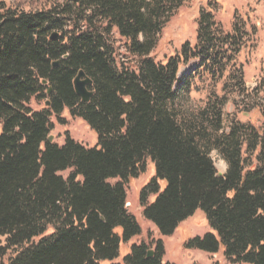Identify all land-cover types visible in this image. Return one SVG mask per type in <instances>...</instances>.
Here are the masks:
<instances>
[{"label":"trees","instance_id":"trees-1","mask_svg":"<svg viewBox=\"0 0 264 264\" xmlns=\"http://www.w3.org/2000/svg\"><path fill=\"white\" fill-rule=\"evenodd\" d=\"M189 1L63 0L29 13L0 5V264H164L161 241L151 256L146 245H132L116 263L122 245L142 233L126 207L125 184L144 175L148 161L155 176L140 202L162 237L202 210L212 232L187 249H223L231 264H264L263 110L256 108L262 127L233 122L225 130V99L197 113L177 107L180 65L196 61L222 78L243 44L242 29L225 34L209 5L195 48L165 64L151 58ZM115 32L135 70L116 67ZM80 72L93 82L87 104L75 91ZM32 101L45 108L34 111ZM65 110L97 133L95 148L69 137L63 146L48 142L52 117ZM244 147L255 155L250 167ZM214 151L228 165L224 175ZM68 170L65 180L59 174Z\"/></svg>","mask_w":264,"mask_h":264},{"label":"rangeland","instance_id":"rangeland-1","mask_svg":"<svg viewBox=\"0 0 264 264\" xmlns=\"http://www.w3.org/2000/svg\"><path fill=\"white\" fill-rule=\"evenodd\" d=\"M63 0H0V5L19 8L25 12L48 9L52 4ZM212 7V13L225 34H234V26L242 29L245 36L234 63L226 69L222 78L208 69L197 68L198 62L182 63L180 76L183 83L177 99V107L184 112L197 113L210 102L225 99L223 107L224 129L228 130L231 123L239 122L251 124L257 128L263 126V119L256 108L264 112V91L260 90L264 80V0H190L182 7L163 29L151 58L156 63H167L169 59L182 54L189 45L192 49L198 45L197 33L202 11ZM116 52V67L118 69H136V59L129 55L118 34H114ZM234 67V68H233ZM236 69V71H235ZM241 73V74H239ZM34 111L45 108L44 103L32 101L30 104ZM53 130L50 136L54 137V144L63 146L69 137L88 149L98 144L97 133L81 119L72 117L65 110L60 119L52 117ZM244 159L250 167V158L255 155L246 153ZM211 157L217 171L224 175L228 165L218 152L214 151ZM72 170L60 173L65 180L72 174ZM155 176V167L151 161L147 162L146 173L138 179L129 180L125 184L127 193V209L142 228L139 237L134 238L127 245H122L120 258L116 263H123V257L130 252L132 245H146L150 251H155L161 241L164 247V264H231L224 257L223 249L216 255L199 250H189L186 245L191 239L203 238L212 232L208 225L206 215L202 210L180 225L171 237H162L157 228L143 216L144 208L140 202L143 188ZM119 179L110 180L115 185ZM164 187V184L161 183ZM154 197L147 199V204ZM3 240V239H1ZM103 264H109L107 262Z\"/></svg>","mask_w":264,"mask_h":264},{"label":"water","instance_id":"water-1","mask_svg":"<svg viewBox=\"0 0 264 264\" xmlns=\"http://www.w3.org/2000/svg\"><path fill=\"white\" fill-rule=\"evenodd\" d=\"M55 37H57V35L52 36V39H54ZM58 63L54 64V67H57ZM46 82H44L45 84ZM93 85V82L83 73L80 72L79 75L76 77L75 81H74V86H75V91L78 95V97H80L82 103H89L94 95V93L92 91L89 90V87ZM52 93V89H50L48 91V95H51ZM47 107L50 106L49 103L46 104ZM54 141V137L50 136L48 139L49 143H53ZM152 251H150L149 255H152Z\"/></svg>","mask_w":264,"mask_h":264}]
</instances>
